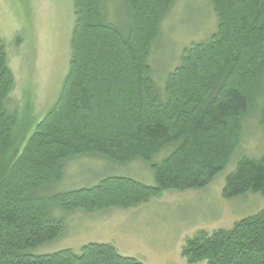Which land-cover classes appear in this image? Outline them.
Here are the masks:
<instances>
[{"label": "trees", "instance_id": "1", "mask_svg": "<svg viewBox=\"0 0 264 264\" xmlns=\"http://www.w3.org/2000/svg\"><path fill=\"white\" fill-rule=\"evenodd\" d=\"M174 1L74 0L61 93L19 153L26 131L9 106L15 78L0 37V264H142L110 243H89L80 253L35 250L66 231L59 211L128 209L164 191L204 189L239 149L245 119L255 115L264 128V0H210L216 31L184 49L161 89L150 56ZM85 156L140 159L156 183L109 175L49 193L68 162ZM250 192L264 195V152L243 156L222 190L227 199ZM182 254L190 264H264V208L230 229L199 231Z\"/></svg>", "mask_w": 264, "mask_h": 264}, {"label": "rangeland", "instance_id": "2", "mask_svg": "<svg viewBox=\"0 0 264 264\" xmlns=\"http://www.w3.org/2000/svg\"><path fill=\"white\" fill-rule=\"evenodd\" d=\"M114 13V11H111ZM74 0H0V37L9 57L15 84L9 106L18 108V131H26L19 153L35 124L56 103L69 70L71 37L75 23ZM217 17L210 0H175L163 20L159 43L152 48L153 78L164 89L166 75L181 61L186 47L207 40L217 29ZM264 152V128L259 118L245 119L239 149L226 168L204 189L168 190L148 202L102 211L55 213L67 217L66 231L35 253L72 249L80 253L89 243H110L123 256L142 264H190L182 250L199 231L230 229L234 224L259 213L264 195L250 192L232 199L223 197L227 176L243 156L259 157ZM154 161L163 159L165 152ZM163 156V157H162ZM109 175L130 176L149 185L155 177L149 163L135 159L120 164L106 158L85 156L71 159L65 176L49 193H58L98 183ZM207 261L196 264H206Z\"/></svg>", "mask_w": 264, "mask_h": 264}]
</instances>
